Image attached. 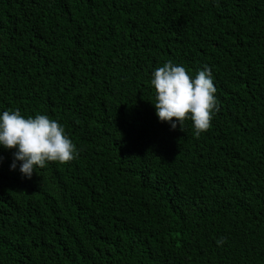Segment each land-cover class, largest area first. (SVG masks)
I'll list each match as a JSON object with an SVG mask.
<instances>
[{
	"label": "trees",
	"instance_id": "obj_1",
	"mask_svg": "<svg viewBox=\"0 0 264 264\" xmlns=\"http://www.w3.org/2000/svg\"><path fill=\"white\" fill-rule=\"evenodd\" d=\"M168 61L211 69L198 138L155 115ZM17 109L78 155L27 179L0 146V264H264V0H0Z\"/></svg>",
	"mask_w": 264,
	"mask_h": 264
},
{
	"label": "clouds",
	"instance_id": "obj_2",
	"mask_svg": "<svg viewBox=\"0 0 264 264\" xmlns=\"http://www.w3.org/2000/svg\"><path fill=\"white\" fill-rule=\"evenodd\" d=\"M155 90V115L159 122L180 129L190 120L198 138L211 127L213 114L219 111L211 69L205 65L193 78L182 65L168 61L152 73ZM0 146L15 150L11 169L20 162L19 172L31 179L37 169L49 163H70L78 155L64 127L44 114L25 117L19 109L0 114ZM2 160V157H0ZM221 238L218 245L224 243Z\"/></svg>",
	"mask_w": 264,
	"mask_h": 264
}]
</instances>
